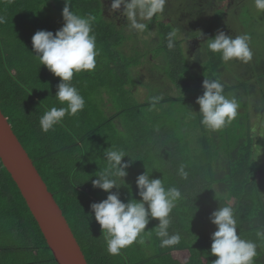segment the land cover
<instances>
[{
  "label": "trees",
  "instance_id": "trees-1",
  "mask_svg": "<svg viewBox=\"0 0 264 264\" xmlns=\"http://www.w3.org/2000/svg\"><path fill=\"white\" fill-rule=\"evenodd\" d=\"M201 1L167 0L163 16L154 17L149 29L137 35L126 34L116 16L109 15L111 0H72L70 10L96 17L93 30L100 56L93 71L76 73L72 80L85 99L84 109L45 133L39 118L45 110L62 106L55 99L60 78L39 65L31 38L37 30L55 33L63 26L64 0H0V16L5 19L0 23V108L61 207L89 264H212L216 257L210 253L211 234L216 228L208 217L226 204L235 211L238 234L257 244L255 264H264V240L257 237V232H264V165L256 160L251 120V106L258 101L256 83L264 86V51L255 55L253 67L239 69L252 76L246 78L243 72L241 80L232 85L224 81L232 66L219 54L208 51L205 58L201 49L185 54L183 42L199 35L198 31L189 34L182 24L190 8L213 15L204 29L206 39L217 34L224 19V9L215 14V0L203 6ZM174 27L179 32L175 47L169 50L166 37ZM155 30L152 42L164 53L163 74L176 82L180 94L162 98L153 108L149 102L138 103L131 89L137 87L135 68L153 49L148 46L142 51L138 42ZM125 41L137 44L121 46ZM156 71L152 68L149 73L153 76ZM215 76L225 83V94L238 99L240 108L231 125L212 132L201 125L195 100L203 93V80ZM166 104L170 111L164 108ZM111 146L125 150L135 160L124 178L128 187L119 188L124 202L140 199L135 180L146 168L153 170L152 178H164L165 187L180 188L184 199L173 209L169 229L181 234L178 245L162 248L154 229L159 221L152 219L145 229H153L152 236L145 244L134 242L119 255L107 252L90 205L108 195L94 188L92 180L105 167L103 154ZM181 163L187 165V180L177 174ZM0 264H57L1 160Z\"/></svg>",
  "mask_w": 264,
  "mask_h": 264
},
{
  "label": "clouds",
  "instance_id": "clouds-1",
  "mask_svg": "<svg viewBox=\"0 0 264 264\" xmlns=\"http://www.w3.org/2000/svg\"><path fill=\"white\" fill-rule=\"evenodd\" d=\"M72 0H64L62 9L63 26L55 33L48 30H37L31 38L34 57L39 65L46 66L48 71L60 78L56 86L55 99L61 107H51L44 111L39 118L43 132L54 130L62 124L66 116H76L85 107V99L73 85L74 74L91 72L97 64L100 49L97 47V37L93 27L96 17L91 13L80 15L70 10ZM167 0H111L108 11L110 14L119 13L126 19L124 28L137 35L149 29V22L154 17H162ZM258 11L264 12V0H254ZM5 19L0 16V23ZM179 29L172 28L167 33V48L172 50L176 45ZM202 33L200 32V36ZM248 34L231 36L218 31L214 37L207 39V50L219 54L222 61H241L247 63L252 59ZM203 93L195 103L199 106L200 123L207 130L216 132L231 125L238 116L240 103L234 95L225 94V83L219 76L205 78L202 82ZM162 97L149 98L151 107H155ZM192 112V111H191ZM194 113V112H193ZM105 167L98 172L97 179L92 180L94 188L108 193L106 199L93 202L91 213L99 224L111 255H119L122 249L134 242L141 245L150 239L152 230H145L150 220L159 221L154 228L160 246L174 247L181 242V234L169 231L173 220L171 213L177 203L184 199L179 187H165L164 178H152L153 170H146L137 175L135 185L137 199L124 202L120 198L119 188L125 184L128 176L127 169L135 161L123 149L111 146L104 151ZM129 157L128 161H124ZM187 165L181 163L177 174L187 180L189 172ZM122 180L123 184L118 183ZM117 191H112L113 189ZM216 230L211 234V255L216 259L212 264H255L257 244L238 234V221L235 211L230 205L220 206L208 217ZM192 220V218H191ZM190 220V221H191ZM257 237L264 240V232H257Z\"/></svg>",
  "mask_w": 264,
  "mask_h": 264
},
{
  "label": "rangeland",
  "instance_id": "rangeland-1",
  "mask_svg": "<svg viewBox=\"0 0 264 264\" xmlns=\"http://www.w3.org/2000/svg\"><path fill=\"white\" fill-rule=\"evenodd\" d=\"M236 2H238L237 7L235 10H233V5H235ZM215 3L217 4L214 8V10L216 9L215 14H222V11L218 12L221 9H224L226 11L224 13V20H228L227 22L233 25V31L236 36L248 34L251 37L249 45L253 53L252 59L244 65H241L237 62H227L232 67L230 69L231 73L228 71L226 72L224 76V81L227 84L232 85L241 80L242 76H244L242 75L243 72L246 74V78H250L252 76L250 71H247L245 69L243 72H240L241 70L239 69H243L244 67H248L249 69L250 67H253V59L255 58V55H257V53H259L261 50L264 51V12L258 11L255 8L254 0H215ZM210 14L211 13H205V11L203 12L198 11L195 8H190L189 11L184 14L182 24L186 31L189 32V34L195 35L198 30L203 31V29L208 28L206 25L207 21L213 18V15ZM109 15H115L116 17L114 18L118 23L119 28H122L126 34L130 33V31L123 27L126 23V19L123 16H121L119 13H109ZM250 16H252V18H250ZM176 19L179 20V18ZM224 24H226V22H224ZM156 31L157 30H155L154 32L151 31L150 36L148 38H144L146 40L138 42L140 46H142V51H144L143 49H147L148 46H157L156 43L152 42L153 38L156 36ZM202 31L201 36L200 33L197 36H189L188 41L183 42L185 54L189 55L192 51L195 52L197 51V49H201V51H203V56L205 58H208V50L206 47L207 39L204 36V32ZM211 33L213 35V32ZM133 40V42H135V39ZM195 40H198V42L195 43ZM145 42L146 44H144ZM131 44H133L131 41H125L121 46L130 47L128 45ZM126 54L129 55L130 53L127 52ZM161 58L162 60H164V53L158 47H153L152 51H150L146 56H143L141 58L142 64L139 65V67L135 68L137 70V87H134L132 90V86H130V89L133 93L135 100L138 101V103H148L149 98L153 96H160L162 98L170 96H179L180 90L175 89L176 82L164 76L163 74V67L166 66H161ZM152 68H155L157 70L153 76L149 73ZM251 71H254V69H251ZM256 89L258 92L257 97L255 99H258V101L255 104H252L251 106V120L254 126L253 134L256 139L254 143L256 147L254 150L256 152L257 162L260 165H264V86H262V84L258 82L256 83ZM168 105L169 104L164 105V108H168V110L170 111ZM182 115L183 114H181V117ZM262 174L263 173L260 172V175Z\"/></svg>",
  "mask_w": 264,
  "mask_h": 264
},
{
  "label": "water",
  "instance_id": "water-1",
  "mask_svg": "<svg viewBox=\"0 0 264 264\" xmlns=\"http://www.w3.org/2000/svg\"><path fill=\"white\" fill-rule=\"evenodd\" d=\"M0 160L25 199L57 264H89L61 207L1 108Z\"/></svg>",
  "mask_w": 264,
  "mask_h": 264
},
{
  "label": "flooded vegetation",
  "instance_id": "flooded-vegetation-1",
  "mask_svg": "<svg viewBox=\"0 0 264 264\" xmlns=\"http://www.w3.org/2000/svg\"><path fill=\"white\" fill-rule=\"evenodd\" d=\"M207 1L208 0H203V1H201L200 2V4L203 6L204 4H207ZM217 5V4H216ZM188 6H191V4H189ZM207 7V6H206ZM212 7V6H211ZM211 7H209L210 9H211ZM217 9H218V6H217ZM203 10H206V8H204ZM180 15V14H179ZM228 20H222V23L220 24V26H219V29H218V31H225V32H229V33H231L233 36H236V34H234V28H232V25L231 24H229L228 22H227ZM224 22H226V24H224ZM205 24V23H204ZM222 26H223V28H222ZM204 28H205V26H204ZM202 30H198V32L200 33ZM202 32H204V29H203V31ZM198 42V40H195V43H197ZM187 43H189V42H187ZM236 60H233V61H231V62H235Z\"/></svg>",
  "mask_w": 264,
  "mask_h": 264
}]
</instances>
